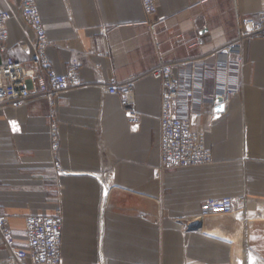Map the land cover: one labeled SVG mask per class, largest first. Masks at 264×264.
Here are the masks:
<instances>
[{"label":"crops","instance_id":"crops-1","mask_svg":"<svg viewBox=\"0 0 264 264\" xmlns=\"http://www.w3.org/2000/svg\"><path fill=\"white\" fill-rule=\"evenodd\" d=\"M156 2L165 20L153 33L141 0H37L52 67L66 74L78 62L82 85L0 107V215L25 248V218L62 211V264H264V37L243 42V62L229 72L218 52L237 36L240 18L259 19L263 0ZM21 3L0 0L11 11L0 64L9 56L29 64L36 55ZM198 37L204 42L190 47ZM160 58L185 62L175 72L198 95L223 83L237 90L215 118L192 116L212 151L209 164L160 169L162 84L150 75ZM204 67L218 76L204 79ZM128 78L133 118L121 96L107 92ZM179 113L190 114L185 99ZM225 196L246 203L200 217L204 200ZM6 255L0 236V261Z\"/></svg>","mask_w":264,"mask_h":264},{"label":"built area","instance_id":"built-area-1","mask_svg":"<svg viewBox=\"0 0 264 264\" xmlns=\"http://www.w3.org/2000/svg\"><path fill=\"white\" fill-rule=\"evenodd\" d=\"M141 3L146 14L145 23L155 33L165 18L158 15L156 0H141ZM21 11L26 23L34 30L36 55L29 64L18 62L11 56L0 64V107L16 108L32 97L55 96L82 85L78 62L73 61L66 74H60L52 67L48 56L50 41L37 0H22ZM259 15L258 20L253 17L240 18L237 36L218 50L219 54L225 56L219 61V66L225 68L227 72L234 64L238 66L243 62L241 54L243 42L255 37H264V0ZM10 17L11 11L0 6V51L6 49L8 38L6 23ZM203 42L204 38L198 37L189 46L195 47ZM183 63L185 62L170 63L160 58L156 66L150 70V75L162 84L160 116V169L162 171L212 162L213 154L206 145L205 133L194 127L192 116L200 118L210 114L212 118H215L224 112L237 93L234 86L223 83L222 89L198 95L192 87L185 86L175 72V67ZM217 76L216 67L203 68L204 79H214ZM134 80V78H128L121 82H112L107 88L108 93L121 96L127 106L126 114L131 118L136 115ZM182 99H185L190 108L189 115L179 113ZM204 103L209 107L193 109L194 105ZM50 136L51 148L57 159L61 145L57 121L50 124ZM55 165L56 170L62 173L63 169L59 161L56 160ZM245 203V196L208 198L201 204L200 217L206 218L219 213H236L244 207ZM62 223L63 214L60 210L53 216L28 215L24 226L27 246L20 248L14 243L7 217L0 215V236L7 250V255L0 264H62Z\"/></svg>","mask_w":264,"mask_h":264}]
</instances>
